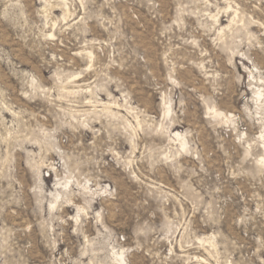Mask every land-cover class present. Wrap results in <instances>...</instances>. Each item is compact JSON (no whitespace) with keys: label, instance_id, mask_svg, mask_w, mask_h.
<instances>
[{"label":"rangeland","instance_id":"rangeland-1","mask_svg":"<svg viewBox=\"0 0 264 264\" xmlns=\"http://www.w3.org/2000/svg\"><path fill=\"white\" fill-rule=\"evenodd\" d=\"M263 156L264 0H0V264H264Z\"/></svg>","mask_w":264,"mask_h":264},{"label":"bare ground","instance_id":"bare-ground-1","mask_svg":"<svg viewBox=\"0 0 264 264\" xmlns=\"http://www.w3.org/2000/svg\"><path fill=\"white\" fill-rule=\"evenodd\" d=\"M51 35H52V34H51ZM256 94H257L258 96H260L262 93H261L260 90H257V91H256ZM167 107H168V108H167V111L169 112V111H170V106H167ZM214 112H215L216 116H217V115H222V114H223L222 111H218L217 109H214ZM214 112H213V113H214ZM215 114H214V115H215ZM229 115L231 116V113H230ZM225 116H226V114H225ZM225 116H224V117H225ZM219 117H220V116H219ZM232 117H233V116H232ZM230 120H231V119H230ZM176 134H177L178 136H180V135H179V134H180L179 132H176ZM263 157H264V156H263ZM261 160H262V159H261ZM263 160H264V159H263Z\"/></svg>","mask_w":264,"mask_h":264}]
</instances>
